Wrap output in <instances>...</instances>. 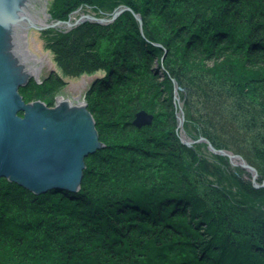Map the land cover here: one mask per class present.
<instances>
[{
  "label": "trees",
  "instance_id": "1",
  "mask_svg": "<svg viewBox=\"0 0 264 264\" xmlns=\"http://www.w3.org/2000/svg\"><path fill=\"white\" fill-rule=\"evenodd\" d=\"M81 7L130 10L45 32L62 75L21 93L52 105L63 77L103 72L87 99L105 147L77 191L0 180V264H264V189L183 144L173 99L175 80L186 135L242 156L264 181V0H55L51 14ZM141 111L154 121L140 129Z\"/></svg>",
  "mask_w": 264,
  "mask_h": 264
},
{
  "label": "water",
  "instance_id": "2",
  "mask_svg": "<svg viewBox=\"0 0 264 264\" xmlns=\"http://www.w3.org/2000/svg\"><path fill=\"white\" fill-rule=\"evenodd\" d=\"M51 3L52 0H0V180L15 182L36 194L52 189L79 190L86 159L105 147L85 104V94L95 76L67 86L56 95L55 108L41 101L26 104L19 94V89L32 79L29 77L35 76L40 84L53 70L35 30L69 32L82 24L76 11L68 22L54 20L48 13ZM127 10L130 9L116 11L112 20L84 18L111 23ZM135 17L142 25L141 17ZM153 121L154 115L141 111L133 123L142 128ZM200 140L206 141L214 154L240 160L259 188L258 170L242 156L218 150L203 137ZM193 143L183 142L188 147Z\"/></svg>",
  "mask_w": 264,
  "mask_h": 264
},
{
  "label": "rangeland",
  "instance_id": "3",
  "mask_svg": "<svg viewBox=\"0 0 264 264\" xmlns=\"http://www.w3.org/2000/svg\"><path fill=\"white\" fill-rule=\"evenodd\" d=\"M54 1L55 0H52V3H51V5H50V8L48 9V13L52 16V8H53V4H54ZM123 8H126V7H119L118 9H116L112 14H108V15H105V14H102V13H100V11H97V10H95V9H92V8H90V7H81L80 9H78V10H76V12H77V14H78V17H79V19H80V21H81V25H83V24H85V23H87V22H92V23H96V24H99V25H110V24H112V23H114L120 16H118L115 20H113V22H111V23H100V22H98L99 20H112L113 19V16H114V14H115V12L116 11H119V10H122ZM128 11V10H127ZM84 17H90V18H94V19H96V20H98V21H96V20H88L87 18H84ZM53 18V17H52ZM142 19V18H141ZM69 21V19L68 20H66V21H62V22H68ZM140 23V22H139ZM81 25H79L78 27H80ZM143 26V22H142V25L140 24V27L141 28H143L142 27ZM78 27H76V28H78ZM75 29V28H74ZM36 31V34H37V37H38V40H39V43H40V46H41V49L49 56V58H50V61H51V64H52V66H53V70L51 71V73L52 72H55L56 74H59V75H62V71L58 68V66H57V64L55 63V61H54V58H55V55H54V53H52V51L50 50V49H48L47 48V42H46V39H45V36H44V34H45V32H47V31H49V30H43V31H38V30H35ZM62 32V31H61ZM160 46V45H159ZM160 47H162V46H160ZM167 54H168V52H167V50L165 49L164 51H163V57H160L159 58V60H158V63L157 64H159L158 66H160L161 68V71H160V74H162L163 73V70H164V61H165V58H166V56H167ZM51 73H50V75H51ZM49 75V76H50ZM103 75H104V73L103 72H98V73H96V74H93V75H88V74H84V75H82V76H80V77H77V78H72V77H63V79H64V81H65V84H64V86L54 95V96H50L51 97V99L49 100V101H53L52 102V107L53 108H55L56 107V102H57V99H56V95H58L61 91H63L67 86H69L71 83H73V82H76V81H78V80H80V79H83V78H86V77H91V76H95L96 78H95V80L96 79H99V78H102L103 77ZM46 80V79H45ZM44 80V81H45ZM94 80V81H95ZM35 82L36 83V85H37V87L35 88L36 89V91H39L38 90V86L39 85H41V84H43V82L42 83H37V81H36V79H35V77H32V79L29 81V83L25 86V87H28V85L31 83V82ZM93 81V82H94ZM93 82H92V84H93ZM91 84V85H92ZM173 84H174V87H173V91H174V106H175V108H176V113H177V119H178V131H179V133H180V138H181V141L183 140V142H194L193 144H192V146L191 147H193L194 145H197V144H200V145H206L207 146V148L205 149L206 151H209L210 153H212V154H214L210 149H209V146H208V144H207V142L206 141H202V140H200V139H198V140H192L190 137H188L187 135H186V133H185V130H184V122H185V115H184V108H183V105H182V99H181V96H180V92L182 91L180 88V86L175 82V80H173ZM25 87H21L20 89H19V94H20V96L22 97V99H23V101L26 103V104H29V103H32V102H35V101H41V102H44V103H46L47 104V100L45 101V100H43V99H40V98H35V99H33L32 101H26V99H24V97H23V95H22V93H21V90L22 89H24ZM91 87V86H90ZM90 87H89V89H90ZM88 89V90H89ZM88 92V91H87ZM87 92H86V94H85V104H87V108H89V103H88V99H87ZM149 113V112H148ZM138 114V113H137ZM149 114H151V113H149ZM153 115V114H152ZM184 120V121H183ZM94 121H95V119H94ZM181 122H183L182 123V125H180V123ZM95 128H96V130H97V124H96V121H95ZM138 128V127H137ZM143 128V127H142ZM141 129V128H140ZM97 132H98V130H97ZM99 133V132H98ZM98 136H99V134H98ZM203 138H205V137H203ZM205 139H207V138H205ZM208 140V139H207ZM101 142V141H100ZM182 142V143H183ZM102 143V142H101ZM103 144V143H102ZM104 145V144H103ZM104 147H102L101 149H103ZM226 151V150H225ZM228 153H230V154H233V153H231V152H229V151H227ZM215 155H217V154H215ZM220 156H222V155H220ZM222 157H225V158H227L228 160H229V163H230V165H231V167H233V170H234V173L236 174H238V170L237 169H243V170H245L247 173H248V175H246V176H244V178H243V181H245V182H252V184H253V186L256 188V186H255V183H254V181H253V174L249 171V170H247V169H245L243 166H242V163H241V161L240 160H238V159H231V158H229V157H227V156H222ZM250 175V176H249ZM211 180H216V179H211ZM264 182V181H263ZM263 182H259V179H258V182H256V185L257 186H259V188H256L257 190H259V189H264V186H263ZM81 186V185H80ZM52 190H54V189H52ZM50 191V190H49ZM202 227V226H201ZM201 230L203 231V232H205V230H204V226L201 228ZM205 234H206V232H205Z\"/></svg>",
  "mask_w": 264,
  "mask_h": 264
},
{
  "label": "bare ground",
  "instance_id": "4",
  "mask_svg": "<svg viewBox=\"0 0 264 264\" xmlns=\"http://www.w3.org/2000/svg\"><path fill=\"white\" fill-rule=\"evenodd\" d=\"M32 77H35V76H31V77H29V78H32ZM45 104H46V103H45ZM46 105H47L48 108H53L52 105H48V104H46ZM88 110H89V108H88ZM89 112H90V111H89ZM90 113H91V112H90ZM91 114H92V113H91ZM20 116H21L22 118H24V117H25V113H24V112H21V113H20ZM93 117H94V116H93Z\"/></svg>",
  "mask_w": 264,
  "mask_h": 264
}]
</instances>
